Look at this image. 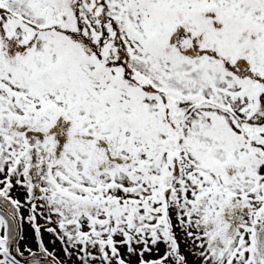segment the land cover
<instances>
[{
    "label": "snow or ice",
    "instance_id": "1",
    "mask_svg": "<svg viewBox=\"0 0 264 264\" xmlns=\"http://www.w3.org/2000/svg\"><path fill=\"white\" fill-rule=\"evenodd\" d=\"M0 264H264V0H0Z\"/></svg>",
    "mask_w": 264,
    "mask_h": 264
},
{
    "label": "rangeland",
    "instance_id": "2",
    "mask_svg": "<svg viewBox=\"0 0 264 264\" xmlns=\"http://www.w3.org/2000/svg\"><path fill=\"white\" fill-rule=\"evenodd\" d=\"M46 238V240H47V237H45Z\"/></svg>",
    "mask_w": 264,
    "mask_h": 264
}]
</instances>
